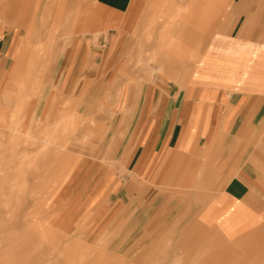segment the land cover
Wrapping results in <instances>:
<instances>
[{"label": "rangeland", "instance_id": "obj_1", "mask_svg": "<svg viewBox=\"0 0 264 264\" xmlns=\"http://www.w3.org/2000/svg\"><path fill=\"white\" fill-rule=\"evenodd\" d=\"M46 1L47 12L43 3L18 9L25 17L18 25L0 12L6 69L14 54L24 55L22 75L11 84L0 80V264H264V231L255 234L261 243L245 245L205 227L194 208H127L129 171L117 142L129 103L122 97L142 79L140 58L150 54L125 56L122 41H97L107 26L93 17L107 12L95 0H70L71 9ZM102 53H113L115 63L102 65ZM37 75L38 94L20 105ZM158 214L156 229L149 223Z\"/></svg>", "mask_w": 264, "mask_h": 264}, {"label": "crops", "instance_id": "obj_2", "mask_svg": "<svg viewBox=\"0 0 264 264\" xmlns=\"http://www.w3.org/2000/svg\"><path fill=\"white\" fill-rule=\"evenodd\" d=\"M0 3L1 9L14 5L17 10L43 3L47 11L46 0ZM95 3L107 12L93 17L107 26L106 34L105 29L96 34L97 41L109 39L114 46L122 41L125 56L150 54L140 58L142 79L122 97L129 103L117 142L124 146L120 164L129 171L127 208H194L200 222L219 236L245 245L261 243L255 234L264 231V0ZM59 5L74 6L70 0ZM79 13L75 19L82 22ZM23 15L22 10L1 18L18 25L25 22ZM7 42H0V52H6ZM105 55L102 65L115 63L113 53ZM74 57L70 69L77 63ZM23 60L22 53L14 54L6 69L8 61L0 57V80L11 84L22 75ZM101 68H94L92 79ZM147 68L155 71L145 73ZM132 76L125 77V84ZM35 77L20 105L38 94ZM70 80L67 72L61 93ZM57 91H50L47 101ZM159 217L149 225L156 223L157 229Z\"/></svg>", "mask_w": 264, "mask_h": 264}, {"label": "bare ground", "instance_id": "obj_3", "mask_svg": "<svg viewBox=\"0 0 264 264\" xmlns=\"http://www.w3.org/2000/svg\"><path fill=\"white\" fill-rule=\"evenodd\" d=\"M3 1L5 2V1H7V0H3ZM8 1H12V0H8ZM43 1H44V0H43ZM0 12H1L2 15L14 16V15H16L17 8H16V6H14V5H9V7L1 9ZM46 12H47V11H46Z\"/></svg>", "mask_w": 264, "mask_h": 264}]
</instances>
